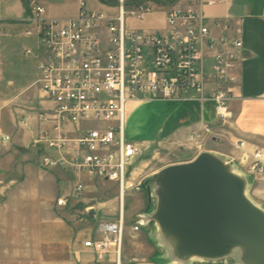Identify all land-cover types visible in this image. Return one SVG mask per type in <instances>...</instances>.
I'll use <instances>...</instances> for the list:
<instances>
[{
	"label": "built area",
	"instance_id": "2783aa9c",
	"mask_svg": "<svg viewBox=\"0 0 264 264\" xmlns=\"http://www.w3.org/2000/svg\"><path fill=\"white\" fill-rule=\"evenodd\" d=\"M105 9L86 6L79 0L74 18H52L45 7L35 3L23 19V36L32 47L24 54L37 63L34 85L40 92L37 111L41 122L49 124L35 141L59 150L74 144L72 158L42 157L45 168L67 166L76 175H88L114 182L121 209L118 220L101 223L100 239H89L84 246L102 260L114 247L120 260L125 219L123 199L143 190L144 180L129 182L128 168L140 146L124 137L126 109L130 102L143 100H213L217 120L225 125L232 118L230 104L239 81L240 40L214 36L200 6L228 0H99ZM154 10L164 14L165 28L156 31L134 29L127 21L141 20ZM113 11V12H110ZM101 122L100 127L92 125ZM26 127V116L19 119ZM202 134L212 135L209 125ZM53 135V136H50ZM201 132L189 139L196 141ZM10 136L0 130V143ZM239 162L257 178L264 179V151L246 150L240 140ZM84 185L78 182L72 193L57 199L60 208H72L75 218L95 217L94 208L79 211ZM136 223L134 231L140 230Z\"/></svg>",
	"mask_w": 264,
	"mask_h": 264
},
{
	"label": "crops",
	"instance_id": "0c3cea01",
	"mask_svg": "<svg viewBox=\"0 0 264 264\" xmlns=\"http://www.w3.org/2000/svg\"><path fill=\"white\" fill-rule=\"evenodd\" d=\"M183 1L197 3V0ZM39 4L44 6L41 2ZM28 5L30 8V4ZM29 8L26 9L23 0H0V31L5 32L22 26L24 29L23 19L27 16ZM200 9L214 36L228 38L229 41L240 40L243 44L239 50L236 97L230 104L232 118L227 124L222 125L216 118L215 103L210 99L205 102L192 99L130 102L126 109L124 137L127 141L141 146L142 154L139 152L134 158L128 168L127 178L131 183L144 180L143 189H147L155 172L150 164L157 151L150 159H143V154L152 146L156 150L162 147L184 151L185 159L172 162L180 163L190 161L199 153L206 151L207 149L202 147L210 142L213 148L208 150H214L229 161L234 169L242 172L245 166L239 162L241 151L235 147L240 140L245 141L246 150L249 152L255 148L264 151V0L220 1L213 5L200 6ZM78 13L79 0L73 10L60 8L55 12L48 11L46 15L52 18H74ZM34 64L37 78L35 60ZM35 80L31 87H36ZM1 94L0 91V111L6 106V100L1 98ZM35 95L38 103L40 96L38 89ZM16 110L21 111L22 116H32L37 122H41L37 109L36 113L32 114L23 108ZM205 125L212 127V135L202 134L201 130ZM0 130L5 133L1 128V115ZM193 132H201L202 135L196 141L190 140ZM73 149L74 144H71L69 148L60 150V154L55 158L63 157L70 160ZM39 150H42L39 153L42 155L40 157L42 166V157L47 154L43 153L44 148L40 144ZM29 155L27 152L21 157L18 156L19 161L15 160L11 153L0 155V264H177L175 261L172 263L156 261L155 248L150 244L147 246L141 243L140 233L148 225L138 231L131 227L126 235L124 231L120 260L117 259L114 247L110 248L104 259L98 260L96 254L84 246V242L102 238L97 232L99 224L116 221L105 213L107 208L111 207L117 213L118 219L121 200L117 185L88 175H76L69 167L62 165L49 167L50 171L46 172L34 166L29 161ZM12 160L15 165L10 167L8 161L11 163ZM136 163L138 165L133 167ZM172 163H167L166 166ZM29 170L33 172V177L29 176ZM61 180L68 183V190L62 194L58 185ZM78 182L84 185L83 193L87 189L97 192V184L100 182L116 187L117 193L102 201L83 198L82 194L78 205L79 211L84 212L93 207L95 217L79 221L75 218L76 211L70 207L69 216L65 220L55 214L54 208L65 209L57 206V199L72 193ZM142 193L130 192L125 195L123 199L125 224L124 206L127 196L139 204L140 199L135 197ZM146 206L152 208L150 200L145 204V208ZM100 214L102 217L98 221ZM139 215L147 214L144 210ZM129 218H132L131 214ZM186 264L229 263L194 260Z\"/></svg>",
	"mask_w": 264,
	"mask_h": 264
},
{
	"label": "water",
	"instance_id": "95a60500",
	"mask_svg": "<svg viewBox=\"0 0 264 264\" xmlns=\"http://www.w3.org/2000/svg\"><path fill=\"white\" fill-rule=\"evenodd\" d=\"M151 180L157 187L153 212L136 222L141 227L155 222L164 239L161 228L180 240L187 254L181 263L165 239L177 264L224 262L235 247L243 250L244 264H264V211L246 197L244 179L229 161L203 151L165 166Z\"/></svg>",
	"mask_w": 264,
	"mask_h": 264
},
{
	"label": "rangeland",
	"instance_id": "374dc122",
	"mask_svg": "<svg viewBox=\"0 0 264 264\" xmlns=\"http://www.w3.org/2000/svg\"><path fill=\"white\" fill-rule=\"evenodd\" d=\"M28 2L30 6L39 2L43 3L45 7V14H47L48 11L55 12L60 8L73 10L77 7V0H28ZM24 6L26 7L25 3ZM86 6L88 8L94 9H105L100 4L99 0H86ZM127 24L129 27L134 29L159 32L165 27L164 14L160 10H154L141 20L129 19L127 21ZM22 30L23 26L14 27L10 30H6L5 32L0 31V91L2 92L1 98L3 100H6V106H4L0 111L1 128L6 134L10 136V141L8 143H0V155L4 153H11L13 154L15 160L19 161L20 158H18V156L21 157V155L28 152L30 154L28 157L29 161L34 166L46 172H49V168H44L40 164V157L42 155L40 156L39 153L42 150H39V144L37 145V147H35V141L38 137L37 135H39V132L41 130L48 129L49 124L46 122H37L35 117L32 118V116H28V125L26 127H23L19 123V119L22 117V113H20L21 111L16 110L18 108H23V110L32 114L34 112L36 113V109H39V105L37 103L35 95L37 87H31L32 82L36 79V68L34 64V58L27 57L24 54V49L26 46H33V40L31 38L24 37L22 34ZM11 104L12 108H10ZM92 125L95 127H100L102 123L94 122L92 123ZM25 131H30L33 136L31 135V133ZM35 133H37L36 136L34 135ZM50 136L53 135L50 134ZM40 146L44 148L43 153L51 157L55 158L60 154L59 149L55 147H50L45 141H42L40 143ZM202 148L207 149V152H210L215 156L224 159L223 156L217 154L216 152H214V150H208L213 148L210 142H208ZM139 151H141V146L139 148ZM155 151H157V155L151 161L150 164V166H152L155 171L153 172V175L157 173L156 171L162 170L167 163L181 161L185 159L186 156V153L184 151H174L172 149L162 147H159L156 150V148L152 146L149 151H146L143 154V159H150L153 154H155ZM8 163L7 164L10 167L15 165V162L13 160L11 163L8 161ZM137 165V163L133 164V167ZM235 172L240 174L241 177L244 179V191L246 197L249 199V201H251V203L255 207L264 211V179H260L255 177L254 175H251L247 171L246 167L243 169L244 173L236 169ZM28 174L29 176L33 177L32 171L29 170ZM155 184L156 182L151 183L150 197L148 196L149 191L147 189H143V193L135 197L137 199H140L139 204H136L134 201L131 200L129 196H127L126 204L124 206L126 212L125 235L126 233H128L129 230H131L130 228L136 224L135 221L139 213H143L145 210V213L149 215L153 212L156 200L155 195L157 194V187ZM58 185L61 194L68 190V183L66 181L61 180ZM97 187V192H93L87 189V191L83 193V198L102 201L117 193L116 187L105 185L103 182L97 184ZM145 195L147 196V198L149 197L150 199H147ZM147 200H150L152 208H150V206H146L145 208V204L148 202ZM70 209L71 208H54V211L56 215L66 220V218L69 216ZM105 213L112 220H118L117 213L113 209H111V207L107 208L105 210ZM130 214L132 218H129ZM101 217L102 214L99 215L98 221L101 220ZM88 219H92V217H88L87 220ZM82 227L84 226L82 225ZM140 238V240L142 241L141 243H143V245L148 246L150 244L155 248L154 259L156 261H169L171 263L174 261L171 249L168 247V244L166 243L163 235L159 233L158 226L155 222H151L146 228H143L142 232L140 233ZM242 258L243 250L240 247H235L231 250L230 255L224 261H227L229 264H244Z\"/></svg>",
	"mask_w": 264,
	"mask_h": 264
},
{
	"label": "bare ground",
	"instance_id": "6f19581e",
	"mask_svg": "<svg viewBox=\"0 0 264 264\" xmlns=\"http://www.w3.org/2000/svg\"><path fill=\"white\" fill-rule=\"evenodd\" d=\"M161 230H162V232H163V234L165 236V239L173 247V249H174V251H175V253H176L177 257H178V261H180V262L183 261L184 258L187 256V254L184 252L180 240L177 237L169 234L168 232H166L162 228H161ZM243 249H244L245 253H249L250 252V250L248 248H246V247H243ZM227 253H228V251H227ZM189 257L190 258H195L196 256L193 255V254H190Z\"/></svg>",
	"mask_w": 264,
	"mask_h": 264
},
{
	"label": "trees",
	"instance_id": "16d2710c",
	"mask_svg": "<svg viewBox=\"0 0 264 264\" xmlns=\"http://www.w3.org/2000/svg\"><path fill=\"white\" fill-rule=\"evenodd\" d=\"M161 1L172 2V0H161ZM23 2L26 4V9L28 10V4H29L28 0H23ZM144 184H145V183H144ZM144 184H143V185H144Z\"/></svg>",
	"mask_w": 264,
	"mask_h": 264
}]
</instances>
